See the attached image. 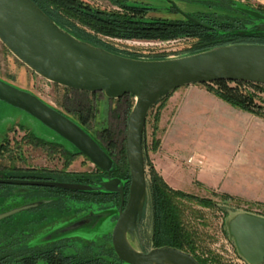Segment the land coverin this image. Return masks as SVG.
<instances>
[{
  "label": "water",
  "instance_id": "water-1",
  "mask_svg": "<svg viewBox=\"0 0 264 264\" xmlns=\"http://www.w3.org/2000/svg\"><path fill=\"white\" fill-rule=\"evenodd\" d=\"M261 21L264 13L241 7ZM194 22L198 20L186 14ZM244 33V32H242ZM249 33V32H246ZM0 40L32 71L54 84L85 92H103L109 99L126 94L135 98L127 118L126 156L130 184L125 205V186L119 177L100 183L118 191L121 204L111 232V246L126 264H201L190 252L172 246L143 251L136 247L137 223L148 196V169L144 136L150 110L176 89L219 80L264 85V43L238 42L214 46L190 54L161 59L122 55L82 39L58 24L33 0H0ZM0 99L28 112L68 141L101 170L111 173L113 157L81 124L38 95L0 78ZM2 183L49 186L70 191H90L81 182L0 178ZM46 202L36 200L0 212V220ZM107 215L89 213L53 229L42 242L57 241L80 229L97 226ZM228 231L248 264H264V215L238 210L229 220Z\"/></svg>",
  "mask_w": 264,
  "mask_h": 264
},
{
  "label": "rangeland",
  "instance_id": "rangeland-1",
  "mask_svg": "<svg viewBox=\"0 0 264 264\" xmlns=\"http://www.w3.org/2000/svg\"><path fill=\"white\" fill-rule=\"evenodd\" d=\"M85 3L106 11L123 12L124 8L113 4L110 0H83ZM130 5H139L147 8L146 12L136 14L139 19H168V20H186V14L192 16L199 22L206 25H212L214 19L230 18L235 21L237 28L233 31L238 34L261 33L257 32V24L261 21L245 13L241 7H248L264 13V8L258 4L251 3L248 0H124ZM77 22V21H76ZM84 30L92 36L98 38L106 46L111 47L116 53L143 59H161L168 57H177L185 54L196 52V46L199 44H208L206 39L200 37H175L170 39H150L146 37H116L104 35L95 32L87 26H82ZM225 33L230 31H223ZM244 32V33H242ZM249 32V33H246ZM217 35V34H216ZM102 46V45H99ZM104 47V46H102ZM106 48V47H104ZM108 49V48H106ZM109 50V49H108ZM203 50V49H202ZM112 51V50H111ZM200 51V50H198ZM114 52V51H113ZM0 78L21 88L28 90L46 102L52 104L62 112L69 115L79 124H83L78 120L76 114L69 112L70 110H78L86 108L88 104L95 106V118L91 119L86 128L103 146H107L102 131L105 128L112 131L114 137L119 141V145L123 142V137H126V125L128 115V103H135L134 96H125L118 99H109L104 93L89 92L87 95L80 93L78 90H66L63 86H56L54 83L43 78L39 74L32 71L22 61H20L0 40ZM217 88V84L211 83ZM234 85V83H232ZM201 90H207L205 85L198 84ZM248 93L257 95V102L264 104V90L253 85L244 84L241 86ZM132 105V107H133ZM157 107H153L148 115L146 130H145V146L148 150V156L153 164L159 161V150H164L160 145L159 150H154V141H164L166 131L175 130L174 118L164 120L159 131L154 135V118ZM30 134L35 137L36 141L31 140ZM125 134V135H124ZM169 137V135H168ZM38 140V141H37ZM186 139H183L185 141ZM189 141H191L189 139ZM169 142H173L170 136ZM203 150H211L212 144L208 139L205 140ZM162 144V143H160ZM174 142L172 143V145ZM59 146L65 151L73 155L70 163L67 162L66 154L59 152ZM0 175L13 174H49L54 177L53 180L69 181L71 177L58 174L64 169L71 176H90L94 180L90 185L93 189H102L100 183L106 180L107 177L101 172L98 167L93 164L85 155L77 152L71 144L61 138L52 129L44 125L38 119L30 115L28 112L21 110L9 103L0 99ZM201 148V149H202ZM189 149V148H188ZM193 150H197L194 147ZM178 152L179 149L177 150ZM204 151H193V154L187 159L180 162L185 171V175L190 176L194 185H185L183 189L186 192L194 193L200 197L211 198L216 204L213 206H203L196 201H186L182 203L185 208V217L189 225L198 231L201 235L200 244L206 248L210 255L214 256L215 261L208 264H248L237 250L234 239L228 231L229 220L235 215L238 210H246L264 215V204L254 200H242L237 196L224 192L221 187L210 188L204 185H199L194 175L196 171L206 167L207 158ZM164 153V152H163ZM116 155V154H115ZM168 156H164V161L168 160ZM169 159L176 163L180 160L181 154L169 155ZM114 164L116 160L113 156ZM170 162V161H169ZM16 168V169H15ZM148 169V167H147ZM84 174V175H83ZM98 174V175H97ZM111 175V174H110ZM118 177V176H116ZM121 178V177H119ZM124 186L128 183L123 179ZM188 180H186L188 182ZM149 184V182H148ZM149 188V186H148ZM27 187H0V212L12 209L28 202L41 200V197H36ZM83 192V191H82ZM54 197L47 199L54 204H62L63 210L55 208L47 212L46 209L35 211H22L12 215V224L19 228H29V231H34L32 241L35 244H43L42 237L48 234L53 229H56L66 223L74 220L78 216H83L89 213L107 215L97 226L80 229L66 237L59 239L56 245L61 247L63 251L69 255L76 256L83 247L95 249L97 252L102 249H107L111 245V232L114 223L118 217L121 200L119 201H95L81 200L61 194L57 190L49 192ZM228 194L232 198L224 197ZM127 195V194H126ZM125 195V197H126ZM128 197V195H127ZM60 199V200H59ZM105 199L99 197L97 200ZM149 199V190L147 200ZM44 200V199H42ZM56 200V201H55ZM63 202H62V201ZM146 200V202H147ZM59 202V203H58ZM58 207V206H55ZM46 218L42 220V216ZM147 226L143 229L145 234L138 233L139 241L135 242L138 249L143 250L144 243H152V214L150 204L147 207ZM142 227V226H141ZM142 230V228H141ZM141 239V240H140ZM150 240V241H149ZM53 242V241H52ZM143 244V246H142ZM154 246V244L152 243ZM151 245V246H152ZM157 247V246H156ZM100 249V250H99ZM76 259V258H75ZM114 264H126L123 261H116Z\"/></svg>",
  "mask_w": 264,
  "mask_h": 264
},
{
  "label": "trees",
  "instance_id": "trees-1",
  "mask_svg": "<svg viewBox=\"0 0 264 264\" xmlns=\"http://www.w3.org/2000/svg\"><path fill=\"white\" fill-rule=\"evenodd\" d=\"M33 1L36 2L58 24L76 36L89 40L95 45H102L114 52L117 51L106 46V44L98 38L92 36L78 25L77 22L82 26H87L95 32L116 37L170 39L187 36L204 38L206 39L204 41L210 40L208 44H199L196 46L195 49L197 51L229 43H264V32L251 34H238L233 32L237 26L235 25V21L230 18H220V20L214 19L212 20V25H206L203 22L198 23L190 19L175 21L168 19H139L136 18V14L146 12L147 8L139 5L127 4L124 0H110L114 5L117 4L118 6L123 7V12L101 11L100 9L93 8L83 0ZM223 31L230 32L225 33ZM213 83L218 85L217 88L212 86L211 83H205L203 85L207 86L209 90L225 101L264 116V104L257 102V95L248 93L241 88L242 85L248 84L264 90V85L228 80H219ZM232 83H234V85ZM55 85L60 86L58 84ZM64 88L66 90H72L71 88ZM80 93L87 95L89 92L81 91ZM96 93H93L92 95H95ZM171 94L166 98L161 99L155 105L157 111L154 118V135L159 131L161 110ZM125 96L133 97L131 94H126L123 97ZM132 105V102L128 103L127 111L130 112ZM67 110L71 113L74 111V114H76L78 120H80L83 126L88 125L91 122V119L95 118V106L93 103L88 104L86 108L82 107L78 110H70L67 108ZM126 124L125 121V125ZM102 133L105 140H107V146L110 150L108 153L112 157L114 156L116 163L111 169V175L107 171L101 170L99 167L98 169L107 177L113 175L126 179L128 183L125 187V193H128L131 173L126 156V137H123V142L119 145V141L114 137L112 131L108 130V128H105ZM30 137L31 140L34 142L36 141L32 134H30ZM160 143L161 141L156 138L153 149L157 150ZM144 148L149 182V199L146 202V206L147 204H150L152 214V243L157 247L172 246L190 252L201 264H208L210 260L212 262L215 261L214 256L211 258L206 256H209L210 253L208 254L206 248L200 244L201 235H199L198 231L193 229V227L187 222L185 208L182 202L184 200L196 201L203 206H213L216 203L211 198L200 197L193 193L172 188L150 160L147 154L148 150L145 146V136ZM1 150L2 148H0V153ZM59 150L62 154H66L68 159L66 163H70L73 159V155L70 152L65 151L61 146H59ZM58 174L64 177H71V181H81V179L86 178L84 176H79V174L75 177L71 176L65 169ZM0 187H2L1 184ZM55 190L74 194L75 198H90V196L93 195L98 198L103 197L106 199V197H109V194L119 195V193H109L105 191L92 193L87 191H69L60 188H54V191ZM223 196L232 198L228 194ZM51 201H53V199ZM59 205L62 204L57 205L51 203V208L49 210H54L55 208L63 210L64 206ZM40 208L46 209L45 206ZM31 210L33 211V209ZM45 218L46 217L43 215L41 219L44 220ZM11 219L12 217L10 216L0 220V264H114L116 261H120V258L116 255L114 248L111 245L105 250L102 249L103 251L99 249V252L89 247H83L79 254L72 256L65 253L61 247L56 245L60 242L59 240H57L58 242L49 241L43 244H35L32 241L34 231H29V228H19L18 226H14Z\"/></svg>",
  "mask_w": 264,
  "mask_h": 264
},
{
  "label": "crops",
  "instance_id": "crops-1",
  "mask_svg": "<svg viewBox=\"0 0 264 264\" xmlns=\"http://www.w3.org/2000/svg\"><path fill=\"white\" fill-rule=\"evenodd\" d=\"M248 1L264 8V0ZM205 88L201 90L198 84L185 85L167 99L159 126L172 116L175 130L166 131L160 144L164 150L159 146L160 158L155 168L172 188L185 191V185L194 184L188 180L190 176L185 175L180 162L188 161L193 151L205 152L202 147L208 139L212 149L202 152L207 165L194 174L198 184L221 187L242 200L264 204V116L233 105ZM172 154H181L182 158L173 163L169 159ZM164 156H168L166 162Z\"/></svg>",
  "mask_w": 264,
  "mask_h": 264
},
{
  "label": "flooded vegetation",
  "instance_id": "flooded-vegetation-1",
  "mask_svg": "<svg viewBox=\"0 0 264 264\" xmlns=\"http://www.w3.org/2000/svg\"><path fill=\"white\" fill-rule=\"evenodd\" d=\"M103 146V145H102ZM108 152L110 151L109 150V148H108V146H103ZM16 169V168H15ZM39 173V171H35L34 172V174H28V175H26V174H13L12 172H11V174H9V175H0V178H13V179H35V180H53L54 179V177L53 176H51L49 173L50 172H48V169H47V173H45V174H38ZM99 173V175H100V173H101V175H102V172H98ZM98 175V174H97ZM113 176V175H112ZM94 180L92 179V177L90 176L89 178H84V179H81V181H71V180H69V182H81V183H85V184H91L92 182H93ZM0 184L2 185V187H20V188H22V187H27V188H29L28 190L29 191H31L32 192V194H35L36 195V197H37V195H38V197H41V200L42 199H44V200H42V201H45L46 200V198L47 199H49V198H52V197H54L52 194L50 195V193L49 192H53L54 191V188L55 187H49V186H31V185H21V184H13V183H2V182H0ZM126 187V186H125ZM61 189V188H60ZM65 190V189H64ZM70 191V190H69ZM102 191H105V192H109V193H119L118 191H108V190H102V189H93L92 188V190H90V191H87V192H92V193H99V192H102ZM58 192H60L61 194H63L61 191H58ZM126 192V191H125ZM66 195H69V196H72L73 198H75V196H74V194H71V193H65ZM128 195V193H125V195ZM127 195H126V197H125V205H126V202H127ZM77 199H81V200H95V201H108V200H110V201H119V200H121V195H120V193H119V195H117V194H109V197H106V199H101V200H97L98 199V197H95V196H93V195H91L90 196V198H87V197H82V198H77ZM37 200H38V198H37ZM51 203H52V201H50L49 202V200H47V203H44V204H42V205H40V206H38V207H36V208H34L33 209V211H35V210H39V209H41L40 207H43V206H45V208H46V210H47V212H49L50 210V205H51ZM147 207H148V204H147V206H146V203H145V206H144V209H143V214H142V217L138 220V223H137V230H138V233L139 234H142V233H144L145 234V232H144V230L143 229H146V226H147ZM7 211V210H6ZM17 214V213H16ZM10 217V216H9ZM8 218V217H7ZM5 219V218H4ZM142 226V227H141ZM141 228H142V230H141ZM150 236H152V234L150 235ZM141 240V239H140ZM150 241V240H149ZM152 245V243H150V244H148V243H144V246H143V244H142V246H143V249H144V251H149L150 249H152V248H154V247H156L155 245L153 246H151ZM120 261H122L121 259H120Z\"/></svg>",
  "mask_w": 264,
  "mask_h": 264
}]
</instances>
